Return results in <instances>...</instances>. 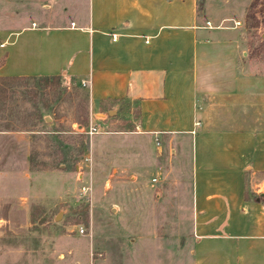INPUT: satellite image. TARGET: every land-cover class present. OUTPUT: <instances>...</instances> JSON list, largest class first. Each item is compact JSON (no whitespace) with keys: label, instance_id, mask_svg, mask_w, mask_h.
<instances>
[{"label":"rangeland","instance_id":"obj_1","mask_svg":"<svg viewBox=\"0 0 264 264\" xmlns=\"http://www.w3.org/2000/svg\"><path fill=\"white\" fill-rule=\"evenodd\" d=\"M83 2L0 0V70L27 34L15 33L77 19ZM204 3L212 26L234 29L208 40L234 44L198 52L202 86L244 82L259 93L236 117L264 127V0H199V12ZM114 117L94 115L64 76L0 77V264H188L187 163L174 139L157 146Z\"/></svg>","mask_w":264,"mask_h":264},{"label":"crops","instance_id":"obj_2","mask_svg":"<svg viewBox=\"0 0 264 264\" xmlns=\"http://www.w3.org/2000/svg\"><path fill=\"white\" fill-rule=\"evenodd\" d=\"M83 3L77 19L15 33L27 34L0 77L64 76L85 89L100 119L112 113L155 143L174 139L171 151L189 170L188 264H264V127L236 117L259 92L235 81L240 91L204 88L198 68L200 50L234 44L204 32L234 29L212 26L199 0ZM16 53L17 66L8 62Z\"/></svg>","mask_w":264,"mask_h":264},{"label":"built area","instance_id":"obj_3","mask_svg":"<svg viewBox=\"0 0 264 264\" xmlns=\"http://www.w3.org/2000/svg\"><path fill=\"white\" fill-rule=\"evenodd\" d=\"M233 24H234L233 26L238 25V23H233ZM31 27H35L34 23L31 24ZM204 27L205 28H211L208 22H205ZM110 37H111V40H115L116 35L115 34H111ZM81 85L83 86L84 84H81ZM155 140H156V138H155ZM156 144H157V141H156Z\"/></svg>","mask_w":264,"mask_h":264},{"label":"water","instance_id":"obj_4","mask_svg":"<svg viewBox=\"0 0 264 264\" xmlns=\"http://www.w3.org/2000/svg\"><path fill=\"white\" fill-rule=\"evenodd\" d=\"M101 117H103V115H100ZM44 120H45V122H47L48 121V118H44Z\"/></svg>","mask_w":264,"mask_h":264}]
</instances>
